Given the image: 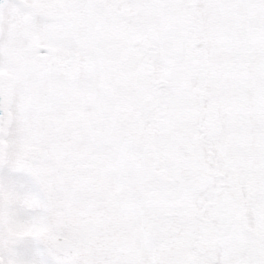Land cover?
Returning <instances> with one entry per match:
<instances>
[{
	"label": "snow or ice",
	"instance_id": "snow-or-ice-1",
	"mask_svg": "<svg viewBox=\"0 0 264 264\" xmlns=\"http://www.w3.org/2000/svg\"><path fill=\"white\" fill-rule=\"evenodd\" d=\"M0 264H264V0H0Z\"/></svg>",
	"mask_w": 264,
	"mask_h": 264
}]
</instances>
